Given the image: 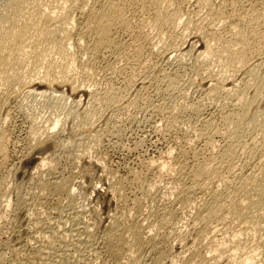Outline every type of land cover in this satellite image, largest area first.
<instances>
[{"label":"bare ground","instance_id":"1","mask_svg":"<svg viewBox=\"0 0 264 264\" xmlns=\"http://www.w3.org/2000/svg\"><path fill=\"white\" fill-rule=\"evenodd\" d=\"M186 1L190 2L191 0H0V100L2 102V104L0 103L1 106L4 104L6 105V103L7 102L9 103V101H11V100H13V101L15 99L18 100V98H21L20 96L25 95L28 97L30 96V98L31 97H37V98L39 97V99L41 98V100L37 99V101L35 99V102L40 101L42 103V107L45 106V110H46L47 106H49V107L55 106L52 103L55 99L58 98V99H61L62 101L67 99L68 95L66 94V92L69 93V96L72 97L73 99H74V97H76V98L81 97L82 98L83 95L88 94V96H90L92 99L95 100L96 99L95 96H97V95H95L96 93L94 94L93 91H90L91 89L89 90V86L87 83V82H89V84H90L89 79H91L93 75L95 76V73H94L95 68H96V67H94L95 59L96 58L98 59V56H103V57L104 56L105 57L106 56H112L113 57L115 55H118V53H120L125 46L126 38H128V40L130 39V42H131L130 45L133 44L137 38H141V39L143 38L144 39V38L148 37L147 41H146V42H148V40H149L148 35L150 34L152 36L153 34H151V32H149V34L147 35V33H145V31H144V29L146 27H148V29H147L148 31H150V30H154V32L156 31L155 33H156L157 37H155V38L157 40H158V37H159L160 41L164 40V35H167V33H165V31H166V32L170 33L171 35L181 37V39H183L186 44L188 43L187 44L188 47L183 48L184 46H181L180 43L176 41L177 43H179L180 47H179L178 51L176 50L178 52L177 54L174 51V53L176 55H175V57H173V59H176L180 63L183 59H186L185 58L186 56L188 57V55L194 54L193 55L194 59L192 60V64H191L192 65V71L194 69L193 73L195 72L193 75L194 79H195V74H200V75L202 74L203 75V73H204L205 75H207L204 77V79L205 78L208 79L205 82L206 83L205 85L207 86V91H208V93H207L206 90H204V92L207 93L206 94L207 96H205V97L208 98V100L210 99V102L213 101V103L216 100L218 102V100L220 98H222L224 101H226L225 103L224 102L223 103L227 104L229 106V108L227 107L228 109H226V110L222 109V111L220 113L221 122L220 121L218 122V124L220 123V126H215V127L212 126V124L216 123L215 121L217 120V118H215L216 120L214 119L215 120L214 122L205 121L204 124L201 125L202 127H200V129H199L200 130L199 133L202 136L203 135L205 136L209 133L206 136V144L203 143L204 146L206 145V148H207L206 150L209 149L208 152L210 151V153H209L210 155L208 154L209 156H207L205 154L207 157H205V158L202 157L203 159H201V158L198 159V156L196 154H191L192 153L191 152L190 153L191 156H193V155H195L194 157L197 156L196 159L194 157H192L193 159H195L194 162L188 165L182 161V164L178 163L179 165H177V166L175 165L176 167L174 166V164L172 166L168 163L169 160L172 159L174 156L172 158L168 157V158H166V159H169V160H167L168 162L166 161L167 163L161 161V164L159 165L160 168H158V169H160L159 170L160 173L157 171L160 175V179L165 180V185H164L165 188H163V190L164 191L166 190V191L162 192V195H163V193H165L166 195L165 196L163 195V196L166 198H167V195L173 196L175 198V202H179L180 203L179 205H181V211H182L181 215L184 216L185 218H186L185 215H187V218L189 216L190 220L194 226L192 229L193 232H191L192 230L191 231L189 230V233L190 232L193 233V236L191 235V233L189 234L192 236V238H187L189 235L186 236L187 232H185V231H184V234L183 233L180 234V236H179L180 241H178V242H180V243L183 242L182 246H181L182 248L179 246L180 243H179V245L177 244L179 246L178 249L174 246L176 248V250H174L173 249L174 247L171 246V241H172L173 236H175L174 233L176 231L175 229L177 228V227H175V226H177L176 222L180 218V217L178 218V216L176 214L177 212L173 207H171V206L170 207H163L167 204L166 203L163 206L161 205L162 208L160 207V209L159 208H157V209L152 208L153 210L151 211V214H149V218L151 217V219H149L147 222H146L147 219L146 220L143 219V215L139 213L140 215H138L136 217L138 218L139 216H142V218L141 217L140 218L143 219L144 222L143 221L142 222L144 224L137 219L132 220V221H126L127 219H125V216L127 214H130L131 212L127 213V211H125L127 209V207L125 206V204L123 202V200H125V199H123V198H125V195H124L125 192H124V190H123L124 188H123L122 192H124V193H122L119 186H117V188H115V189L113 188L115 191L113 190L114 192L113 193L111 192V194H114L115 192L116 193L114 195L110 196V198H108V201L110 199L111 202L114 200L115 204L117 203L115 205L116 206L115 210L113 212H111V210H113V208H112L110 210L111 213L109 212V214L107 213L106 215H104L105 214V212H104L103 216H105V217H103L102 221H98L97 224H95L96 221L94 222V219L92 220L94 222L93 224L88 222V220L85 219L88 207L86 206L87 208L85 209V205L82 206V205H80L82 203L79 204V202L77 203L75 201V196L77 193L76 188L79 187V186L76 187L75 184L73 183L75 178L72 181L71 178L68 177L70 175L63 176L62 175L63 172H61V175L59 172L58 173L59 176H58V174L55 175L56 174L55 169H56V166H58V163L56 161H58V160H56L55 157L49 156L47 158H45V157L40 158L38 161V165L36 163V165H37L36 167L38 168V174H36V175L38 176V178H37L36 182L33 183L34 186L32 185L31 187L36 188L38 190V192L34 191L36 189L32 190L31 192L29 191L31 194V200H32V197H33L34 201L35 200L37 201V199L39 201L40 198H41L40 201L43 198L45 200H47L46 198H48L49 195L52 197L53 194H57V195H63L65 197L64 199H66L67 201L63 199L64 202L66 201V204L62 205L61 203L63 201L60 202V200H57L59 198L56 197V199H55L56 201H54V200H53V202L51 201V204L45 210L46 213L43 212L45 214L44 216H41V214L39 216L38 210H37V213L36 212L30 213V211L32 212V210H30L29 212L27 210L26 212H28L29 214L26 215L25 220L22 222H19V224L16 226V224H15L16 223V217L20 212L22 213V211H23V208L21 205H22V203H23L22 201H24V199H23L22 194H21L22 193L21 192V188H22L21 186H23V185H16L15 186V188L18 192V197L15 196L16 197L15 199L18 202L16 203L17 205H13V206H18V205H20V206H18L16 208L17 214L14 213L15 210L13 212L14 207L12 206L13 207L12 212L14 214L12 213V216H10L11 218H9L10 221L8 220L9 221L8 224L11 223L10 225L14 226V228L13 227H11V228H13V232L16 234L17 239H18V242L16 244L13 243L14 245L12 246V250L16 251L21 247H23V248L29 247L31 249V252L27 256H25V263L24 264H26V263L27 264H89V260H90L91 256L96 255V257H98V255H97V253L99 252L98 246L101 243H103L104 247L108 251L113 252V254L116 255L117 257L125 258L127 260V262H125V264H165V261H166V263L168 262L167 264H178V263L179 264H264V0H216L217 4L215 3V0H194V5H192V6H195V8L193 7L194 13L193 12H192V14L189 13L188 16L186 15L187 18H185L183 20L182 14H181V6L183 5L182 3H185ZM133 6H137V8L139 10L138 11L139 21L137 22V24H135L136 25L135 28L133 27V25L131 23L132 21L135 22V20H132L133 16L131 13ZM134 8L136 9V7H134ZM134 14L136 15V12ZM136 18H137V16L135 17V19ZM175 31H177V33H175ZM168 37H169V35H168ZM156 39L154 40V42L156 41ZM178 39L179 38H177V40ZM165 40H164V42H165L164 44H165V46H167ZM143 41H145V40H143ZM158 41H157V44H156V42L155 43L152 42V43L158 45ZM172 41H174V40H172ZM179 41H181V40H179ZM176 42H175V44H176ZM162 43H163V41H162ZM175 44H174V46H175ZM140 45H141V43H140ZM162 45L163 44H161V46ZM127 46H129V45H127ZM142 46H141V48H142ZM170 47H169V49H170ZM141 48L139 46L135 47V52L133 54V56L135 57L134 60L138 59L137 57H139L140 53L143 52V50H140ZM155 48H157V47H155ZM143 49H144V47H143ZM131 50H130V52H131ZM126 51H127V48H126ZM126 51H124V52H126ZM159 51H160V49H159ZM165 52H166V50H165ZM170 52H172V54L169 53L170 54L169 55L167 53L168 57H166V59L164 61H166L167 58L168 59L171 58L170 56L174 54L173 51H170ZM160 53H162V52H160ZM131 55L132 54H130L129 56H131ZM121 56L123 57V53ZM193 56H192V58H193ZM173 59L171 61H173ZM131 60H132V58H131ZM116 61L117 60H115V62ZM142 61H143V59H142ZM150 61H148V62H150ZM124 63H125V61H124ZM134 64H135V62H134ZM140 64H142V63H140ZM180 64H182V63H180ZM180 64H178V65L180 66ZM149 67H151V66L149 65ZM128 68H130V66ZM184 68L186 69V65L184 66ZM190 68H191V66H190ZM135 69H136V67H135ZM133 70H134V65L132 68H130V70H128V72L129 71H132L134 73L137 72V71L135 72ZM154 71H157V70H154ZM159 71H161V70H159ZM163 71L166 72V69ZM165 72H162V73L164 74ZM184 72H185V70H184ZM189 72L190 71L188 69V73ZM177 73H178L177 70H176V73L173 72V74H177ZM96 74H97V71H96ZM160 74H161V72H160ZM167 75H169V74L168 73L165 74L163 79H161V77H162L161 75H159V76H161L160 78L158 77L159 79L163 80L162 83H163V86H165L164 88H166V91H167V89H171V88H174V90H175V88L178 87L177 85H178L179 80H180L179 78L184 79L183 75H185V73L182 75L183 77H180L181 74H179L178 76L175 75L174 77H171L170 75L167 76ZM132 76L134 77V80H135V76L133 75V73H132ZM136 76H137V74H136ZM196 76H198V75H196ZM129 77H131V76H129ZM129 77H127V79ZM145 78H146V76H145ZM159 79H158V82H159ZM123 80H124V78H123ZM155 80H157V78ZM198 80L201 81V79H198ZM92 81H93V79H92ZM127 81L128 82L130 81V83L133 82L129 79ZM143 81L146 82L144 79H143ZM195 81L196 80H194V82ZM139 82H138V84H139ZM180 82H181V80H180ZM109 83H111V82L109 81ZM141 83H142V81H141ZM159 83L161 84V81ZM127 84L128 83L126 82V85ZM199 84H201V83L199 82ZM203 84H204V81H203ZM203 84H201V85L204 86ZM91 85H93V84H91ZM105 85L107 86L108 84H105ZM201 85H200V87H201ZM111 86L112 85H110V87H109L110 89L105 90L106 92L104 91V88H103V92H105V93H103L104 94L103 96H99L100 101H99V104L98 103L97 104L102 106V107L112 105V106H114V109H115V106L120 104L119 98L122 99L123 95L120 97V94H121L120 91L122 90V88H120L121 90L119 91L118 86H116V87H118L117 88L118 90L115 89V86H113L114 88H112ZM128 86H129V84L126 87H128ZM107 87L105 89H107ZM156 87H158V86H156ZM142 88H143V86H142ZM159 88H161V87L159 86ZM131 89H132V87L130 88V90ZM136 90H138V88ZM171 90L174 91L173 89H171ZM168 91L166 92V94L168 93ZM179 91L181 92V90H179ZM56 92H59L58 93L59 95L57 94L58 95L57 98L54 99L53 96L54 97L56 96V94H55ZM95 92H96V90H95ZM98 92H99V90H98ZM129 92L130 91H128V94H129ZM162 92H163V89H162ZM134 94H135V92H134ZM124 95H126V94H124ZM86 98H87V96H86ZM89 98L87 100L88 102L90 101ZM124 98H127V97H124ZM164 98H166V97L164 96ZM206 98H205V101L207 100ZM67 100H69V99H67ZM133 100H135V97ZM208 100L206 102H208ZM223 100H221V101H223ZM19 101H21V100H19ZM121 101L123 102V100H121ZM128 101H130V100L128 99ZM80 102H82V101L76 100V99L74 100V103L76 104V106ZM94 102H97V101H94ZM94 102L92 101V103H94ZM117 102L119 104H117ZM202 102H204V101H202ZM132 103H130V104H132ZM173 103L174 102L172 101V104ZM197 103H200V101H198ZM35 104H37V103H35ZM75 104L73 106H75ZM88 104L91 105L90 103H88ZM123 104H127V101L124 102ZM134 104H135V102H134ZM206 104H208V103H206ZM224 104H223V106H224ZM31 105L32 104H30V106ZM63 105L67 106L66 103L65 104L63 103ZM63 105H62V107H63ZM173 105H175V104H173ZM173 105H172V107H174ZM205 105L203 104V107ZM216 105H213V106H216ZM227 105H225V107H222V108H226ZM19 106H21V104ZM35 106L37 107L38 105H35ZM66 106H64L65 107L64 110L62 108L63 111L59 107H58V109H60L61 112L64 113V111L67 110ZM84 106H86V104ZM84 106L82 108H84ZM188 106H189V104H188ZM193 106H194V104H192V107ZM219 106H221V104ZM22 107H23V105L20 108H22ZM32 107H34V106L32 105L31 108ZM53 107L50 109L55 111L56 108L54 110ZM120 107L122 108V106H120ZM120 107L117 106L116 108L120 109ZM123 107H124V105H123ZM175 107L177 110L178 106H175ZM68 108H69V106H68ZM74 108L72 107V109H70L68 111V114L70 116L71 115L76 116V114H78L77 110H74ZM77 108H78V106L76 107V109ZM99 108H101V107H99ZM109 108H106V109H109ZM155 108H157V107H155ZM217 108H218V106H217ZM36 109H38V108H36ZM58 109H57V111H58ZM85 109H86V107H85ZM103 109L105 110L104 107H103ZM164 109H166V108H164ZM178 109H180V107ZM183 109H185V111H186V109H188V108H183ZM220 109H221V107H220ZM40 110H41V108H40ZM40 110H38V111H40ZM109 110H108V113H109ZM173 110H174V108H173ZM176 110H174V111H176ZM191 110H193V108ZM194 110L196 112H194V111H192V112L200 113L201 112V106H196L194 108ZM27 111H26V113H31L29 109ZM98 111L99 110H98L97 106H95V109H93V108L88 109V110L86 109L84 111L85 112L84 114H86V117L87 116L91 117V116H94L95 114H97ZM40 112H42V110ZM48 112H49V110H48ZM50 112L48 114L53 115L52 112L51 113ZM65 112L67 113V111H65ZM99 112H101V111H99ZM160 112H162V111H160ZM216 112H218V111H216ZM53 113H55V112H53ZM102 113H101V115L105 114V112L103 114ZM164 113H166V112H164ZM172 113H173V111H172ZM32 114H30V115L33 116ZM39 114H41V113H38V115ZM26 115L28 117H30V115H28V114H26ZM34 115H37V112H36V114L34 113ZM38 115H37V118H39ZM60 115H61V113H60ZM62 115H61V119H59V117L58 118L52 117L53 119L51 118L48 126H47V123H48L47 121L45 123H43L46 126L45 125L41 126L42 125L41 124L40 127L43 128L42 131H40V128L37 125H36V127H38V128H36V127L34 129L32 128L33 131H31V133H30V134H32V139H30V140L34 141L33 143L35 144V146L36 145L39 146V144L44 143L43 141H47L49 139L51 141L52 137L57 132L55 129L59 125L62 126L63 121H65L64 116H63L64 119L62 120ZM165 115H168V114H165ZM197 115L199 116V114H197ZM220 115H217V116H220ZM78 116L80 117V115H78ZM81 116H83V115H81ZM98 116H99V113H98ZM49 117H51V116L49 115L48 118ZM95 117H97V116H95ZM114 117L115 116H113V118ZM6 118H7V116H6ZM84 118H85V116H84ZM171 118H172V116H171ZM179 118L180 117H178V119ZM3 119H5V114H4ZM77 119L80 120V119H82V117H80V119L77 117ZM88 119H86V120H88ZM190 119H191V117H190ZM198 119H200V117ZM35 120L38 121V119H35ZM75 120H76V118H75ZM86 120H84V122ZM90 120L92 121V119H90ZM90 120H88V121L91 122ZM101 120L103 121V118ZM202 120H201V122H202ZM77 121H76V123H77ZM189 121L187 123H189ZM78 122H80V121H78ZM94 122H92V123L95 125L96 122L95 123ZM171 122H173V121H171ZM175 122H177L176 119H175ZM211 122H212V124H211ZM28 123H29V121H28ZM64 123H66V122H64ZM68 123H69V121H68ZM158 123H159V121H158ZM74 124H75V122H74ZM82 124H83V122H81V125ZM86 124H87V121H86ZM93 124H91V127H93ZM106 124H108V122ZM193 124L194 123H192V125ZM190 125H191V123H190ZM195 126H200V125H195ZM63 127H64V124H63ZM74 127H75V125H74ZM65 128H63V130ZM85 128H86V125H85ZM99 128L97 127V129H99ZM169 128H170V126H169ZM193 128H192V130L195 129V128L194 129ZM83 129L81 130V128L80 129L78 128L77 130L81 131V132L75 131L72 134V136L70 138V139H72V142L68 139L69 136L67 138L68 140L64 141V143L67 141H70V142H68V143H70V145L72 143V145L71 146L68 145L69 147L67 148L70 153H71L72 149H71V151L69 149L74 147V145L79 142L77 137H79V136L81 137L80 134H83L82 136L84 137L85 132H87V133L91 132V131L88 132L89 129H87L88 131L83 130ZM59 131L61 132V130H59ZM106 131H104V133ZM198 131H195V133L196 132L198 133ZM1 132H0V153L5 156L6 155L5 150H7V149H5L6 148V140L8 142V139H7L8 137L7 138L5 137L7 135L6 133H4V134H6V135H4ZM94 133H96V132H94ZM94 133H92L93 135L91 134V136H94ZM190 133H191V131H190ZM100 134H101V132H100ZM100 134L98 133V136ZM102 134H103V131H102ZM87 135L90 136L89 134H86V136ZM101 135L99 136L100 138H101ZM57 137H58V135L56 136V139H57ZM94 137H96V136H94ZM94 137H92V139H90V140L92 141L94 139ZM194 137H196V136H194ZM197 137L200 140L198 134H197ZM215 137H219V139L221 140L220 143L217 142L219 139L216 141L214 140ZM96 138L98 139V137H96ZM96 138L94 140L99 141ZM86 139H89V137H87ZM203 140H205V139H202V141ZM32 141H30V142H32ZM53 141H51V143ZM82 141H84V140H82ZM195 141H196V139H195ZM41 142H43V143H41ZM62 143H60V144H62ZM64 143H63V145H64ZM86 143H89V142H86ZM91 143H93V142H91ZM34 144H32V146ZM81 144H82V142H81ZM94 144H91V145H94ZM83 145H84V143H83ZM88 145H90V144H88ZM51 146H52V144H51ZM64 146H66V145H64ZM76 146H78V145L76 144ZM56 147H57V144H56ZM80 147H82V146H80ZM92 147H94V146H91V148ZM31 148L33 149V147H31ZM60 148L58 147V149H60ZM62 148H64V147H62ZM62 148L60 149V151L62 150ZM83 148H85L86 150L91 149V148L87 149V146H85V147L83 146ZM198 148H200V147H198ZM65 149H66V147H65ZM77 149H79V147ZM82 150H84V149H82ZM86 150H84V151L86 152ZM194 150H196V149H194ZM84 151H81V152L85 153ZM182 151L183 150L181 149V152ZM54 152H56V151H54ZM66 152H67V150H66ZM66 152H65V154H66ZM81 152L79 153L80 157H81V155H80ZM75 153H73V154H75ZM183 153H185V151L182 152V155H183ZM241 153H242V155H243V153L244 154L246 153V154L250 155L253 159L255 158V161H254L250 157V159H251L250 162H252V160L254 161L253 167H250L252 169L249 168L246 170V168L244 167V164H242V162H243L242 160L244 158L241 159V157H242ZM56 155L58 156V154H56ZM76 155H77V153H76ZM166 155L169 156V154H166ZM198 155H200V154H198ZM53 156H55V155H53ZM59 156L61 157V155H59ZM83 156H85V154H83ZM202 156H204V155H202ZM239 156H241L239 158V160L241 159L240 165H238V163H237V159ZM0 157H1V155H0ZM87 157H84L83 159H85ZM4 158L2 160H4ZM246 158H247V156H246ZM57 159H59V157H57ZM160 160H162V159L160 158ZM157 161L159 162V159ZM157 161H156V163H157ZM163 161H165V160H163ZM170 161H172V160H170ZM186 161H187V159H186ZM77 163L78 162H76V164ZM156 163L154 162V164H156ZM246 164H248V163H246ZM157 165H158V163H157ZM148 166H150V165H148ZM153 166L155 167V165H153ZM56 170L58 171V169H56ZM44 173L47 176L45 178L43 175ZM158 173H157V175H158ZM112 174L113 173H111L110 176ZM7 175H8V173H7ZM32 175H34V174H32ZM84 175H86V173ZM134 175H132V178ZM157 175L155 174L156 178H157ZM7 177H9V176H7ZM107 177H108V172H107ZM0 178H2V177H0ZM30 178H28V179H30ZM104 178H106V177H104ZM113 178H115V177H113ZM117 179L120 182L121 178L120 179L117 178ZM134 179H135L134 182H136L137 176ZM123 180L125 181V179H123ZM140 180H142V179H140ZM144 180H145V178H144ZM157 180H155V181H157ZM2 181H5V180L2 178ZM2 181H0L1 182L0 183L1 184L0 185V190H1L0 193L3 191L2 196L5 198V200L1 201L2 196L0 195L1 196L0 202H1V204H4V203H2L4 201L8 202V203H5L7 210L4 209L5 211H7L6 213L8 214L9 212H11L8 209V207L10 208L11 205L9 204L10 202L8 201V198H7V195L9 193L6 195H5V193L8 192L9 187L4 189L5 187H3V185L5 184V182H2ZM108 181L110 182V179ZM132 181L133 180H131V182ZM155 181H151V182L154 183ZM122 182L123 181L121 180V184H122ZM126 182L129 183V180L128 181L126 180ZM144 182L145 181H143V183ZM17 183H15V184H17ZM30 183H32V182H30ZM75 183H77V182H75ZM148 183L146 184V182H145V184L147 185L146 188H144V189L139 188V191H141V189H142V190H144V192L146 194V191H148L147 188L149 186ZM153 183H152V185H156ZM156 183L158 184L159 181ZM13 184H14V182H13ZM19 184H20V182H19ZM27 184H29V183L27 182ZM130 184H132V183H130ZM139 184H141L140 181L138 182V185ZM29 185H31V184H29ZM96 186H98V185H96ZM109 186H111V185H109ZM135 186H137V184H135ZM29 187H28V190L31 188V187L30 188ZM123 187H124V184H123ZM139 187H140V185H139ZM141 187H142V184H141ZM153 187H155V186H152V188L149 187L150 190L153 189ZM23 188H24V186H23ZM108 188L112 189V186L108 187ZM10 189H11V187H10ZM78 189L80 190V188H78ZM94 189H95V191H98L96 188H94ZM101 190H102V188H101ZM106 190H109V189H106ZM155 190H158V189H155ZM163 190H161V191H163ZM23 191L27 192V191H25V189ZM81 191H83V190H81ZM125 191H127V190H125ZM161 191L158 190L157 193H159ZM9 192H10V190H9ZM155 192L156 191H154V195L157 194V193L155 194ZM16 193H15V195H16ZM148 193H147V195H148ZM103 194H105V193H103ZM141 194L142 193H140L139 197H141ZM150 194H152V193H150ZM159 194H161V193H159ZM205 196H206V198L209 196V198L207 200L205 198V200H204L203 198ZM24 197H25V195H24ZM58 197H60V196H58ZM131 198L132 197H130V199ZM135 198H136V195H135ZM147 198H150V197H147ZM170 198H172V197H170ZM174 198H172L173 199L172 201H174ZM139 199L140 198H138L136 200H139ZM153 199H154V197H153ZM156 199L158 200V198H155V202H157ZM50 200H52V199H50ZM104 200H105V198H104ZM160 200H161V198H160ZM42 201H44V200H42ZM105 201H107V200H105ZM129 201L131 202V200H129ZM150 201H151V199H150ZM132 202L134 203V200H132ZM158 202L160 203V201H158ZM171 202H169V203H171ZM26 203L27 202H25V204ZM105 203H107V202H105ZM6 204L9 206H7ZM36 204H37V202H36ZM36 204H33V207H34V205L36 206ZM139 205H140V203H139ZM139 205H137L138 208L142 207ZM149 205L150 204H148V206ZM154 205H155L154 207H156V204H154ZM175 205H176V203L174 204V206ZM29 206L30 205H28V207ZM39 207H40V205H39ZM130 208L131 207H129V205H128L129 211H130ZM132 208H133V205H132ZM134 208H135V205H134ZM146 208H147V205H146ZM148 209H150V208H148ZM178 209H180V206ZM4 210L2 209V211H4ZM24 210H25V207H24ZM39 210H42V208L41 209L39 208ZM145 211H147V210H145ZM90 212H91V209H90ZM136 212H137V210H136ZM21 213H20V215H21ZM96 213H97V211H96ZM141 213H143V212H141ZM22 214H24V213H22ZM144 214H146V213H144ZM2 215H0V219L2 218ZM20 215H18V216H20ZM91 215H92V213H91ZM96 215L97 214H94L95 217H96ZM98 215H99V213H98ZM178 215H180V214H178ZM132 216H131V219L133 218ZM101 217L98 216V218H100V220H101ZM147 217H148V215H147ZM7 218H5V219H7ZM91 218L92 217H90V221H91ZM22 219H24V218H22ZM182 220H183V218L181 219V221ZM181 221L179 220V223ZM183 221H185V219ZM2 222L4 223V220ZM17 223H18V220H17ZM186 223H188V221ZM5 224H7V223H5ZM187 226L189 229V225H187ZM183 227L184 226L182 225V228ZM10 231H12V230H10ZM8 236H7V238H8ZM5 239H6V237H5ZM7 243H8V241H7ZM174 243L176 244V241ZM145 245L148 246V248L146 250L149 249L150 251H148V252H151V256L148 258H144V256H143V248H145L144 247ZM160 245L161 246L163 245L162 246L163 249H162V247H160ZM172 245H173V243H172ZM7 246H8V244H7ZM102 249H104V248H102ZM7 250L8 249H6V251ZM144 251H145V249H144ZM26 252H28V250ZM21 253H20V255H21ZM106 253H108V252H106ZM0 254H2V253H0ZM5 255L6 254H4V252H3V256H5ZM145 255H146V253H145ZM108 257H109V255H108ZM6 260H8V259H6ZM111 262H112V260H111ZM114 262H116V260ZM116 263L118 264V262H116ZM11 264H23V263H22V260H18L14 263L11 262Z\"/></svg>","mask_w":264,"mask_h":264},{"label":"rangeland","instance_id":"2","mask_svg":"<svg viewBox=\"0 0 264 264\" xmlns=\"http://www.w3.org/2000/svg\"><path fill=\"white\" fill-rule=\"evenodd\" d=\"M192 2V3H191ZM189 3V4H188ZM215 3L217 4V1L215 0ZM183 5V7L181 6V14H182V19L184 20L185 18H187V16L189 15V13H191L192 14V12H193V10H194V8H195V6H192V5H194V0H191L190 2H185V3H182ZM191 4V5H190ZM187 6V7H186ZM134 7H136V9L134 8ZM189 7V8H188ZM191 7V8H190ZM194 7V8H193ZM184 8V9H183ZM186 8V9H185ZM183 10V11H182ZM135 13L136 12V15L133 13V12ZM138 8H137V6H133V8H132V10H131V13H132V20H135V22L134 21H132L131 23H132V25H133V27L135 28L136 27V25L135 24H137V22L139 21V16H138ZM187 11V12H186ZM190 11V12H189ZM187 13V14H186ZM194 13V12H193ZM134 14V15H133ZM186 17H185V16ZM137 16V18L135 19V17ZM147 17V16H146ZM148 29V27H146L145 29H144V31H145V33H147V35L149 34V32H151V34H153L152 36L149 34L148 36H149V40H148V42H146L147 41V38L148 37H146V38H137L135 41H134V43L133 44H131L130 45V39L128 40V38H126V41H125V46H124V48H123V50L124 51H126V48H127V51L130 53V54H132L131 56H129L130 54L126 51V52H124L123 50L120 52V53H118V55L120 56H118V55H115V56H98V59L96 58L95 59V61H94V63H95V65H94V67H96L95 68V71H94V73H95V78L92 76V78L91 79H89L90 80V84H89V82H87L88 83V86H89V90L90 91H93V93L95 94V95H97V96H95L96 97V99L94 100V99H92L90 96H88V94H85V95H83L82 96V98L81 97H74V99L72 98V97H70L69 96V93H67L66 92V94L68 95V97H67V99H69V100H67V99H65V100H61V99H58L57 98V96L59 95L58 93L59 92H56L55 94H56V96L54 97L53 96V98L55 99V98H57V99H55L52 103L56 106H52L53 107V109L55 110V108H56V110L55 111H53L52 109H50V108H52V107H49V106H47V108H46V110H45V106L44 107H42V103L40 102V101H38V102H35V99H36V101H37V99L38 100H41V98L39 99V97L37 98V97H31L30 98V96L28 97V96H20L21 98H18V100L17 99H15L14 101L13 100H11V101H9V103L7 102L6 103V105L4 104V105H0L1 107H0V130L2 131H0L1 133H6V134H4V135H6L5 137L8 139V142H7V140H6V148L5 149H7V150H5V156L4 155H2L1 153H0V155H1V157H0V177H2L5 181H2V178H0L1 180L0 181H2V182H5V186L3 185V187H5L4 189H6V188H8V192L7 193H5V195L6 194H8L7 195V198H8V201L10 202L9 204L11 205V207L9 208L8 207V209H9V211H11V212H9L8 214L6 213L7 211H5V210H7V207L5 206V203H8L7 201L5 202H2V203H4V204H1V202H0V215H2V218L0 219V253H2V254H0V264H11V262L12 263H14V262H16V261H18V260H22V263L24 264L25 263V256H27L30 252H31V249L29 248V247H27V248H23V247H21V248H19L18 250H16V251H13L12 250V246L14 245V244H16L17 242H18V239H17V236H16V234L13 232V228H14V226H12V225H10L11 223H9L8 224V222L10 221L9 220V218H11L10 216H12V213L14 212V210H15V212L14 213H16L17 214V212H16V208L18 207V206H20V205H18V206H13V205H17L16 203L18 202L15 198L16 197H18V192H17V190H16V188H15V186L16 185H23L24 186V188H23V186H21L22 188H21V194H22V197H23V199H24V201H22L23 203H22V208H23V211H22V213H24V214H22L21 212V215H20V213L18 214V215H20V216H18L17 215V217H16V226L19 224V222H22V221H24L25 220V218H26V215L27 214H29L28 212L30 211V210H32V212L30 211V213H37V210H38V214H39V216H40V214H41V216H44L45 214L44 213H46V209H47V207H49V205L51 204V201L53 202V200L54 201H56L55 199H56V197L57 198H59V199H57V200H60V202H62L63 201V199L65 198L63 195H57V194H53L52 195V197L49 195L48 196V198H46L47 200H45L44 198L42 199V200H44V201H40V199H39V201H38V199H37V201L35 200L34 201V199H33V197H32V200H31V194H30V192L32 191V190H34V189H36V188H34V187H31L32 185L34 186V184L33 183H35L36 182V180H37V178H38V176L36 175V174H38V168L36 167L37 165H38V161H39V159L40 158H42V157H45V158H47V157H49V156H52V157H55V159L56 160H58V161H56L57 163H58V166H56V169H58V171L55 169V172H56V174L55 175H57L59 172H60V175H61V172H63L62 173V175L63 176H66V175H70V176H68V177H70L71 178V180L73 181V179H74V181H73V183L75 184V186L77 187V186H79V187H77L76 189H77V193H76V196H75V201L78 203L79 202V204L80 203H82V204H80V205H85V209L87 208L88 210H87V212H86V217H85V219L86 220H88V222H90V223H94L95 221V224H97V222L98 221H102V219H103V217H105V216H103V214H104V212H105V214L104 215H106L107 213L109 214V212H110V210L113 208V210H111V212H113L114 210H115V208H116V204H115V202H114V200L111 202L110 201V199H109V201H108V198H110V196H112V195H114V194H111V192L113 193L115 190V188H117V186H119V188H120V190H121V192L124 190V192H122V193H124V195H125V198H123V199H125V200H123V202H124V204H125V206L127 207V209L125 210V211H127V213H130V214H127L126 216H125V219H127L126 221H132V220H135V219H137V220H139V221H143V219H147L146 220V222L149 220V219H151V217L149 218V214H151V211L153 210V209H157V208H159L160 209V207L162 208V206L163 205H165L166 203V205L165 206H163V207H173L175 210H176V214H177V216H178V218L180 217H182L183 218V220L185 219V221H181V219L179 218V220L181 221L180 223H179V220H177V222H176V224H177V226H175V227H177L175 230V236H173V238H172V241H171V246L172 247H176L177 249L179 248V246L181 247L182 246V243L183 242H178V241H180L179 240V236H180V234H184V231L185 232H187V234H186V236L187 235H189L191 232H193V224H192V222H191V220H190V217L188 216V218H187V215H185L186 216V218L184 217V216H182L181 214H182V211H181V205H179L180 203L179 202H175V198L173 197V196H170V197H172V198H174V201H172L173 199L172 198H170L168 195H167V198L166 197H164L166 194L165 193H163V195H162V192H165L164 190H163V188H165V180L164 179H160V175H159V170L160 169H158V168H160L159 167V165L161 164V161L162 162H166L167 160H169V159H166V158H172L173 156V158L172 159H170V160H172V161H170L169 160V164L170 165H172L173 166V164H174V166L176 165H179V164H182V161L185 163V164H191V163H193L194 162V160L196 159V157L198 156V159H203V158H205V157H207V156H209L210 154V151L208 152V150H206L207 148H206V145L204 146V144L203 143H205L206 144V136L209 134H207V135H200V127H202L201 125H203L204 124V122L205 121H212V122H214L216 119L215 118H217V120L215 121L216 123H214V124H212V122H211V124H212V126H220V123L218 124V122L220 121L221 122V115H220V113H221V111H222V109H224V110H226V109H228L229 108V106L227 105V104H224L226 101H224L222 98H220L219 100H218V102H217V100L216 101H214V103H213V101L212 102H210V99L208 100V98H206L205 96H207L206 94L208 93V91H207V86L205 85L206 83V81L208 80V79H204V77L205 76H207V75H205L204 73H203V75L201 74H195V79H194V73H193V71H194V69H193V71H192V60L194 59V54H190V55H188V57L186 56L185 58L187 59H183L180 63H182V64H180L179 63V61H177L176 59H173V57H175V55L178 53L177 51H178V49H179V47H180V45L181 46H184L183 48H187L188 47V43L186 44L185 42H184V40L183 39H181V37H177V36H175V35H171L170 33H168V32H166L165 31V33H167V35H164V40L166 41V45L167 46H165V42H164V40H162L163 41V43H162V41H160V39H159V37H158V40L155 38V37H157L156 36V31L154 32V30H150V31H148L147 30ZM179 30V29H178ZM177 30V31H178ZM147 31V32H146ZM177 31H175V33H177ZM179 32V31H178ZM168 35H169V37H168ZM172 37H171V36ZM154 36V37H153ZM151 37V38H150ZM153 38V39H152ZM170 38V39H169ZM172 38V39H171ZM174 38V39H173ZM177 38H179L178 40H177ZM139 39V40H138ZM152 39V40H151ZM156 39V44H157V41H158V45H156V44H154L155 42H154V40ZM141 40V41H140ZM143 40H145V41H143ZM172 40H174L175 42L177 41V42H179L180 43V45H179V43H177L176 42V44H175V42L174 41H172ZM179 40H181V41H179ZM129 41V42H128ZM133 41V40H132ZM140 41V42H139ZM136 42V43H135ZM144 44H143V43ZM146 42V43H145ZM152 42H154V43H152ZM127 43V44H126ZM140 43H141V45H140ZM148 43V44H147ZM152 43V44H151ZM163 44L162 46H161V44ZM171 43V44H170ZM137 44V45H136ZM170 44V45H169ZM174 44H175V46L177 47H175L174 46ZM183 44V45H182ZM127 45H129V46H127ZM140 47L141 48V46H142V48L140 49V50H143V52L142 53H140V55H139V57H137L138 59H135L134 60V56H133V54H134V52H135V47ZM148 45V46H147ZM160 45V46H159ZM178 45V46H177ZM187 45V46H186ZM147 46V47H146ZM171 46V47H170ZM143 47H144V49H143ZM152 47V48H151ZM155 47H157V48H155ZM169 47H170V49H169ZM149 50H148V49ZM175 50H174V49ZM132 49V50H131ZM159 49H160V51H159ZM163 51H162V50ZM130 50H131V52H130ZM165 50H166V52H165ZM177 50V51H176ZM170 51H173V53H174V51L176 52V54L174 53L173 55H171L170 57L173 59V61H171L172 59L171 58H167V60L166 61H164L165 59H166V57H168L167 55L170 53V54H172V52H170ZM160 52H162V53H160ZM166 54H165V53ZM122 53H123V57L121 56L122 55ZM145 55H144V54ZM168 53V54H167ZM169 54V55H170ZM125 55V56H124ZM142 55V56H141ZM165 55V56H164ZM133 56V57H132ZM141 56V57H140ZM152 56V57H151ZM157 56V57H156ZM191 56V57H190ZM192 56H193V58H192ZM100 57V58H99ZM111 57V58H110ZM122 57V58H121ZM128 57V58H127ZM127 58V59H126ZM131 58H132V60H131ZM153 60H152V59ZM158 58V59H157ZM190 60H189V59ZM192 58V59H191ZM110 59V60H109ZM142 59H143V61H142ZM113 60V61H112ZM115 60H117L116 62H115ZM123 60V61H122ZM130 60V61H129ZM141 60V61H140ZM151 60V61H150ZM155 60V61H154ZM190 62H189V61ZM121 61V62H120ZM124 61H125V63H124ZM130 63H129V62ZM132 61V62H131ZM148 61H150V62H148ZM168 61V62H167ZM178 63H177V62ZM186 61V62H185ZM98 64H97V63ZM115 62V63H114ZM134 62H135V64H134ZM138 62V63H137ZM154 62V63H153ZM157 62V63H156ZM172 62V63H171ZM114 63V64H113ZM128 63V64H127ZM140 63H142V64H140ZM148 63V64H147ZM169 63V64H168ZM130 64V65H129ZM154 64V65H153ZM158 64V65H157ZM177 64V65H176ZM178 64H180V66L178 65ZM97 65V66H96ZM130 66V68H132L133 67V65H134V70L133 71H137L136 73H134V72H132V71H129L128 72V70H130V68H128L129 66ZM149 65L151 66V67H149ZM186 65V69L184 68V66ZM125 66V67H124ZM128 66V67H127ZM157 68H156V67ZM160 66V67H159ZM171 66V67H170ZM190 66H191V68H190ZM135 67H136V69H135ZM145 69H144V68ZM155 67V68H154ZM189 67V68H188ZM115 68V69H114ZM184 68V69H183ZM98 69V70H97ZM166 69V72L165 71H163V70H165ZM183 69V70H182ZM188 69H189V73H188ZM121 70V71H120ZM132 70V69H131ZM154 70H157V71H154ZM159 70H161V71H159ZM176 70H177V74H173V72L174 73H176ZM184 70H185V72H184ZM96 71H97V74H96ZM139 71V72H138ZM142 71V72H141ZM145 71V72H144ZM152 71V72H151ZM159 71V72H158ZM168 71V72H167ZM192 71V72H191ZM131 72V73H130ZM160 72H161V74H160ZM162 72H165L164 74L162 73ZM132 73H133V75L135 76V80H134V77L132 76ZM169 74L171 77H174L175 75H179V74H181L180 75V77H183L184 79H182V78H179L180 80H181V82H180V80H179V83H178V87L177 88H175V90H174V88H171V89H173L174 91H172L171 89H167V91L169 90H171L170 92L168 91V93L166 94V88H164L165 86H163V80H161V79H163V77L165 76V74ZM172 73V74H171ZM185 73V75L187 76H185V75H183V74ZM136 74H137V76H136ZM139 74V75H138ZM150 74V75H149ZM131 76V77H129V76ZM144 75V76H143ZM156 75V76H155ZM159 75H161V76H159ZM169 75H167V76H169ZM173 75V76H172ZM183 75V76H182ZM196 75H198V76H196ZM99 76V77H98ZM145 76H146V78H145ZM150 76V77H149ZM155 76V77H154ZM126 77V78H125ZM127 77H129L128 79L129 80H131V81H133V82H131L130 83V81L128 82L127 80ZM146 81V82H144L143 81V79ZM161 77V79H159V78ZM123 78H124V80H123ZM133 78V79H132ZM149 80H148V79ZM157 78V80H155ZM92 79H93V81H92ZM111 79V80H110ZM127 79V80H126ZM138 79V80H137ZM158 79H159V82L161 81V84L158 82ZM198 79H201V81L200 80H198ZM204 79V80H203ZM194 80H196L195 82H194ZM109 81L111 82V83H109ZM140 81V82H139ZM141 81H142V83H141ZM157 81V82H156ZM184 81V82H183ZM186 81V82H185ZM201 83V84H203V81H204V86H202L201 84H199V82ZM93 82V83H92ZM108 82V83H107ZM126 82L129 84V86L128 87H126L127 85H126ZM135 82V83H134ZM138 82H139V84H138ZM155 82V83H154ZM99 83V84H98ZM182 83V84H181ZM91 84H93V85H91ZM105 84H108L107 86L105 85ZM115 84V85H114ZM132 86H131V85ZM137 84V85H136ZM141 84V85H140ZM159 84V85H158ZM186 84V85H185ZM110 85H112L111 87L112 88H114L113 86H115V89H117L118 87H119V91L121 90L120 88H122V90L120 91L121 92V94H120V97L122 96V99L121 98H119V101H120V104L117 102V104H119V105H116L115 106V109H114V106H112V105H110V106H103L104 108H105V110L103 109V107L102 106H100V105H98L99 104V96H103L104 94L103 93H105L106 91L105 90H108V89H110L109 87H110ZM183 85V86H182ZM189 85V86H188ZM200 85H201V87H200ZM95 88H94V87ZM104 86V87H103ZM116 86H118V87H116ZM135 86V87H134ZM142 86H143V88H142ZM156 86H158V87H156ZM159 86L161 87V88H159ZM186 86V87H185ZM188 86V87H187ZM198 86V87H197ZM206 86V87H205ZM92 87V88H91ZM107 87V89H105ZM124 87V88H123ZM132 87V89L130 90V88ZM102 88V89H101ZM103 88H104V91L105 92H103ZM138 88V90H136ZM179 88V89H178ZM204 88V89H203ZM99 90V92H98V90ZM134 89V90H133ZM159 89V90H158ZM161 89V90H160ZM162 89H163V92L165 93H163L162 92ZM192 89V90H191ZM95 90H96V92H95ZM101 90V91H100ZM118 90V89H117ZM179 90H181V92L179 91ZM204 90H206V92H204ZM125 91V92H124ZM128 91H130L129 92V94H128ZM160 91V92H159ZM177 91V92H176ZM134 92H135V94H134ZM126 94V95H124V94ZM183 93V94H182ZM54 94V95H55ZM58 94V95H57ZM100 94V95H99ZM176 94V95H175ZM128 95V96H127ZM167 95V96H166ZM175 95V96H174ZM86 96H87V98H86ZM132 96V97H131ZM160 96V97H159ZM164 96L166 97V98H164ZM170 96V97H169ZM174 98H173V97ZM26 97V98H25ZM90 97V98H89ZM124 97H127V98H124ZM134 97H135V100H133L134 99ZM172 97V98H171ZM197 97V98H196ZM34 98V99H33ZM52 98V99H53ZM88 98H89V102L87 101L88 100ZM163 98V99H162ZM200 98V99H199ZM202 98V99H201ZM205 98L208 100V102H206L205 101ZM33 99V100H32ZM73 99V100H72ZM80 100V101H82V102H80L79 104H77V106H78V108L76 109V104L74 103V100ZM98 99V100H97ZM125 99V100H124ZM128 99L130 100V101H128ZM175 99V100H174ZM17 100V101H16ZM19 100H21V101H19ZM65 104H67V106L66 105H63V103L61 102V101ZM72 100V101H71ZM121 100H123V102L121 101ZM165 100V101H164ZM221 100H223V101H221ZM52 101V100H51ZM56 101V102H55ZM92 101L94 102V101H97V102H94V103H92ZM127 101V104H123L124 102H126ZM133 103H132V102ZM172 101L174 102L173 104H175V105H173L172 104ZM198 101H200V103H197ZM202 101H204V102H202ZM33 102V103H32ZM59 104H58V103ZM68 102V103H67ZM71 102V103H70ZM90 103L91 105H89L88 103ZM134 102H135V104H134ZM165 102V103H164ZM178 102V103H177ZM219 104H221V106H219L217 103ZM224 102V103H223ZM0 103L2 104V102H1V100H0ZM35 103H37V104H35ZM57 103V104H56ZM98 103V104H97ZM122 103V104H121ZM130 103H132V104H130ZM170 103V104H169ZM206 103H208V104H206ZM217 105H216V104ZM21 104V106L23 105V107L22 108H20L21 106H19ZM30 104H32L34 107H32L31 108V106H30ZM75 104V106H73ZM86 104V106H84ZM89 106H88V105ZM96 104V105H95ZM169 104V105H168ZM188 104H189V106H188ZM192 104H194V106L192 107ZM201 104V105H200ZM203 104L205 105L204 107H203ZM210 104V105H209ZM223 104H224V106H223ZM35 105H38L37 107L35 106ZM41 105V106H40ZM59 105V106H58ZM62 105H63V107H62ZM71 105V106H70ZM94 105V106H93ZM123 105H124V107H123ZM132 105V106H131ZM160 105V106H159ZM172 105L174 106V107H172ZM201 106V112L200 113H194V112H196L195 110H194V108L196 107V106ZM208 105V106H207ZM213 105H216V106H213ZM225 105H227L226 106V108H222V107H225ZM19 106V107H18ZM40 106V107H39ZM61 106V107H60ZM64 106H66L67 108V110H65V111H67V113L64 111V113H62L61 112V110H62V108H63V110H64ZM68 106H69V108H68ZM81 106V107H80ZM84 106V108H82ZM93 108V109H95V106H97V108H98V110L99 111H101V112H99L98 111V113H99V116H98V113L97 114H95L94 116H91V117H86V114H84L85 112V110L87 109H92L91 107ZM120 107V106H122V108L120 107V109L119 108H116V107ZM159 106V107H158ZM175 106H178L177 107V110H176V107ZM184 106V107H183ZM186 106V107H185ZM217 106H218V108H217ZM38 108V109H36V108ZM58 107L61 109H58ZM71 107V108H70ZM72 107L74 108V110H77V113L78 114H76V116H74V115H69L68 114V111L70 110V109H72ZM85 107H86V109H85ZM90 107V108H89ZM99 107H101V108H99ZM110 107V108H109ZM155 107H157V108H155ZM168 107V108H167ZM172 107V108H171ZM180 107V109H178ZM203 107V108H202ZM212 107V108H211ZM220 107H221V109H220ZM228 107V108H227ZM19 108V109H18ZM31 108V109H30ZM35 110H34V109ZM40 108H41V110H42V112H40L41 110H40ZM43 108V109H42ZM82 108V109H81ZM106 108H109V109H106ZM164 108H166V109H164ZM171 110H170V109ZM173 108H174V110H176V111H174L173 110ZM183 108H188V109H186V111H185V109H183ZM193 108V110H191ZM209 108V109H208ZM217 108V109H216ZM17 109V110H16ZM21 109V110H20ZM25 109V110H24ZM29 109L30 110V112L31 113H26V111ZM34 111H33V110ZM49 110V112L51 111L52 112V114L53 115H51V114H48L49 112H48V110ZM57 109H58V111H57ZM104 111H103V110ZM124 111H123V110ZM162 109V110H161ZM204 109V110H203ZM9 110V111H8ZM38 110H40V111H38ZM62 110V111H63ZM84 110V111H83ZM108 110H109V113H108ZM114 110V111H113ZM116 110V111H115ZM167 110V111H166ZM170 110V111H169ZM23 113H22V112ZM33 111V112H32ZM44 111V112H43ZM57 111V112H56ZM80 113H79V112ZM118 111V112H117ZM160 111H162V112H160ZM172 111H173V113H172ZM181 111V112H180ZM185 111V112H184ZM192 111H194V112H192ZM216 111H218V112H216ZM28 112V111H27ZM36 112H37V115H38V113H41V114H39L38 115V117L39 118H37V115H34V113L36 114ZM50 112V113H51ZM53 112H55V113H53ZM83 112V113H82ZM105 112V114H103V113ZM113 112V113H112ZM115 112V113H114ZM117 112V113H116ZM164 112H166V113H164ZM170 112V113H169ZM179 112V113H178ZM33 113V114H32ZM57 113V114H56ZM60 113H61V115H62V120L64 119V117H65V121H63V124H64V127H63V124H62V126L61 125H59L55 130L57 131L56 132V134L52 137V139H51V141H53L52 143H51V141H50V139L49 140H47V141H43V142H41V143H43V144H39V146L38 145H36L35 146V144L33 143L34 141H32V140H30V139H32V134H30L31 133V131H33V129L36 127V125L40 128V131H42V129L43 128H41L40 127V125L41 126H44L45 124H43V123H45L46 121L48 122L47 123V126H48V124H49V121L51 120V118L53 117H59V119H61V115H60ZM101 113L103 114V115H101ZM119 113V114H118ZM177 113V114H176ZM194 113V114H193ZM4 114H5V119H3L4 118ZM25 114V115H24ZM26 114H28V115H30V114H32L33 116H31L30 115V117H28ZM59 114V115H58ZM114 114V115H113ZM165 114H168V115H165ZM176 114V115H175ZM184 114V115H183ZM197 114H199V116L197 115ZM202 116H201V115ZM51 116V117H49L48 118V116ZM58 115V116H57ZM68 115V116H67ZM78 115H80V117H82V119H80V117L78 116ZM81 115H83V116H81ZM108 115V116H107ZM164 115V116H163ZM197 117H196V116ZM217 115H220V116H217ZM6 116H7V118H6ZM36 116V117H35ZM64 116V117H63ZM84 116H85V118H84ZM95 116H97V117H95ZM104 116V117H103ZM113 116H115L114 118H113ZM171 116H172V118H171ZM184 116V117H183ZM28 117V118H27ZM34 119H32V118ZM35 117V118H34ZM72 117V118H71ZM77 117L80 119V120H78L77 119ZM103 118V121L101 120L102 118ZM108 117V118H107ZM178 117H180L179 119H178ZM190 117H191V119H190ZM196 117V118H195ZM200 117V119H198ZM43 118V119H42ZM47 118V119H46ZM52 118V119H53ZM69 118V119H68ZM75 118H76V120H75ZM89 118V119H88ZM97 118V119H96ZM105 118V119H104ZM116 118V119H115ZM169 118V119H168ZM186 122H184L182 119ZM29 119V120H28ZM35 119H38V121H36ZM49 119V120H48ZM71 119V120H70ZM86 119H88V120H90V119H92V121L91 122H89L88 120H86ZM111 119V120H110ZM175 119H176V121L177 122H175ZM195 119V120H194ZM198 119V120H197ZM204 121H203V120ZM208 119V120H207ZM215 119V120H214ZM80 121V122H78V121ZM84 120H86L87 121V124H86V121L84 122ZM96 122V124L94 125L92 122H94V121ZM99 120V121H98ZM101 120V121H100ZM105 120V121H104ZM121 120V121H120ZM190 120V121H189ZM201 120H202V122H201ZM3 121V122H2ZM28 121H29V123H28ZM36 121V122H35ZM68 121H69V123H68ZM73 121V122H72ZM76 121H77V123H76ZM108 122V124H106L107 122ZM158 121H159V123H158ZM170 121V122H169ZM171 121H173V122H171ZM189 121V123H187ZM194 121V122H193ZM196 121V122H195ZM200 123H199V122ZM33 124H32V123ZM64 122H66V123H64ZM74 122H75V124H74ZM81 122H83V124L81 125ZM94 122V123H95ZM100 122V123H99ZM167 122V123H166ZM35 123V124H34ZM71 123V124H70ZM80 123V124H79ZM90 125H89V124ZM104 123V124H103ZM170 123V124H169ZM172 123V124H171ZM190 123H191V125H192V123H194L195 125H200V126H195L194 124V126L192 125H190ZM66 124V125H65ZM78 124V125H77ZM91 124H93V127H91ZM145 124V125H144ZM166 126H165V125ZM218 124V125H217ZM74 125H75V127H74ZM85 125H86V128H85ZM100 125V126H99ZM170 126V128H169V126ZM190 127H189V126ZM46 126V125H45ZM78 126V127H77ZM80 126V127H79ZM84 126V127H83ZM104 126V127H103ZM178 126V127H177ZM3 129H2V128ZM38 127H36V128H38ZM61 127V128H60ZM66 127V128H65ZM97 127L99 128V129H97ZM196 129H194V128ZM33 128V129H32ZM59 128V129H58ZM63 128H65L64 130H63ZM74 128V129H73ZM79 128H81V130L83 129V130H86V131H88L87 129H89V131L88 132H92V133H94V132H98L99 134H100V132H101V134H102V131H103V134L101 135V138L98 136V133L96 134V133H94V136H96V137H98V139L96 138V137H94V136H91V132L90 133H87V132H85L86 134H89L90 136H86V134L84 133V137L82 136L83 134H80L81 135V137L79 136V137H77L78 138V143H76L78 146H76V144L74 145V147H72V148H70L69 150L71 151V149H72V151H71V153L68 151V147L69 146H71L72 145V143H71V145H70V143H68V142H72V139H70L71 138V136H72V134L75 132V131H77V132H81V131H78L77 129ZM96 128V129H95ZM105 128V129H104ZM107 128V129H106ZM166 128V129H165ZM168 128V129H167ZM188 128V129H187ZM191 128V129H190ZM192 128L194 129V130H192ZM76 129V130H75ZM94 129V130H93ZM190 129V130H189ZM30 130V131H29ZM59 130H61V132L59 131ZM96 130V131H95ZM107 130V131H106ZM188 130V131H187ZM199 130V131H198ZM72 131V132H71ZM100 131V132H99ZM104 131H106L105 133H104ZM190 131H191V133H190ZM194 131V132H193ZM195 131H198V133L196 132L195 133ZM71 133V134H70ZM195 135H194V134ZM96 134V135H95ZM197 134H198V136H199V138H200V140L198 139V137H197ZM31 135V136H30ZM58 135V137H57V139H56V136ZM93 135V134H92ZM68 136H69V138H68ZM194 136H196V137H194ZM87 137H89V139H86ZM91 137V138H90ZM92 137H94V139L96 138L97 140H99V141H96V140H90V139H92ZM203 137V138H202ZM70 140V141H67V142H65L64 143V141L65 140H68V139ZM193 139V140H192ZM195 139H196V141H195ZM198 139V140H197ZM202 139H205V140H203L202 141ZM219 139V137H215L214 138V140L216 141V140H218ZM61 140V141H60ZM82 140H84V141H82ZM86 140V141H85ZM30 141H32V142H30ZM82 142V144H81V142ZM192 141V142H191ZM220 139L217 141L218 143H220ZM57 142V143H56ZM64 143V145H66V146H64L63 145V143ZM86 142H89V143H86ZM91 142H93V143H91ZM34 144L33 146H32V144ZM52 144V146H51V144ZM60 143H62V144H60ZM68 143V144H67ZM83 143H84V145H83ZM95 143V144H94ZM99 143V144H98ZM140 143V144H139ZM30 144V145H29ZM55 144V145H54ZM56 144H57V147H56ZM81 144V145H80ZM88 144H94V145H91V146H94V147H92L91 148V146L90 145H88ZM199 144V145H198ZM12 145V146H11ZM69 145V146H68ZM98 145V146H97ZM198 145V146H197ZM33 147V149L31 148V147ZM38 146V147H37ZM64 147V148H62V147ZM78 148L79 147V149H77L76 147ZM80 146H82V147H80ZM83 146L85 147V146H87V149L88 148H91L90 150L88 149V150H86L85 148H83ZM30 147V148H29ZM58 147L60 148H62V152L60 151V149H58ZM65 147H66V149H65ZM198 147H200V148H198ZM203 147V148H202ZM76 148V149H75ZM81 148V149H80ZM82 149H84V150H86V152L84 151V150H82ZM181 149L183 150L182 152H184L185 151V153L187 154H185V153H183V155H182V152H181ZM194 149H196V150H194ZM201 149V150H200ZM31 150V151H30ZM59 150V151H58ZM66 150H67V152H66ZM78 150V151H77ZM80 150V151H79ZM168 150V151H167ZM190 150V151H189ZM193 150V151H192ZM206 150V151H205ZM54 151H56V152H54ZM66 152V154H65V152ZM74 151V152H73ZM77 151V152H76ZM81 151H84L85 153H83V152H81ZM94 153H93V152ZM166 151V152H165ZM202 151V152H201ZM58 152V153H57ZM64 152V153H63ZM77 153V155H76V153ZM81 152V157L79 156V153ZM189 154H188V153ZM192 152V153H191ZM47 153V154H46ZM60 153V154H59ZM64 155H63V154ZM70 153V154H69ZM73 153H75V154H73ZM163 153V154H162ZM172 153V154H171ZM196 154L197 156L196 157H194L195 155H193V156H191V154ZM51 154V155H50ZM56 154H58V156L56 155ZM83 154H85V156H83ZM166 154H169V156L168 155H166ZM198 154H200V155H198ZM207 156H206V155ZM209 154V155H208ZM45 155V156H44ZM53 155H55V156H53ZM59 155H61V157L59 156ZM72 155V156H71ZM75 155V156H74ZM88 157H87V156ZM91 155V156H90ZM178 155V156H177ZM202 155H204V156H202ZM241 155H242V153H241ZM7 156V157H6ZM81 158H79V157ZM167 156V157H166ZM184 156V157H183ZM246 156H247V158H246ZM5 157V158H4ZM57 157H59V159H57ZM84 157H87V158H85V159H83ZM192 157H194L195 159H193ZM203 157V158H202ZM241 156H239L238 157V159H237V163H238V165H240L241 164V159H243L242 161V164H244V167L246 168V170L247 169H249L250 167H253V165H254V161H255V158L253 159L250 155H248V154H244L243 153V155H242V157H241V159L239 160V158H240ZM249 157V158H248ZM250 157L254 160H252V162H250L251 161V159H250ZM4 158V160H2ZM74 158V159H73ZM95 158V159H94ZM160 158L162 159V160H160ZM159 159V162L157 161ZM182 159V160H181ZM186 159H187V161H186ZM192 159V160H191ZM18 160V161H17ZM79 160V161H78ZM144 160V161H143ZM163 160H165V161H163ZM181 160V161H180ZM85 161V162H84ZM156 161H157V163H158V165H157V163H156ZM180 161V162H179ZM186 161V162H185ZM245 161V162H244ZM248 161V162H247ZM3 162V163H2ZM76 162H78L77 164H76ZM150 162V163H149ZM152 162V163H151ZM154 162L156 163V164H154ZM166 162V163H167ZM175 162V163H174ZM189 162V163H188ZM36 163H37V165H36ZM142 163V164H141ZM179 163V164H178ZM183 163V164H184ZM246 163H248V164H246ZM96 164V165H95ZM75 165V166H74ZM89 165V166H88ZM148 165H150V166H148ZM152 165V166H151ZM153 165H155V167L153 166ZM175 166V167H176ZM247 166V167H246ZM90 168V169H89ZM92 169V170H91ZM158 169V170H157ZM250 169H252V168H250ZM73 170V171H72ZM154 170V171H153ZM34 171V172H33ZM83 171V172H82ZM86 171V172H85ZM90 171V172H89ZM132 173H131V172ZM159 173H158V172ZM16 172V173H15ZM86 173V175H84L85 173ZM107 172H108V177H107ZM136 174H135V173ZM7 173H8V175H7ZM10 173V174H9ZM34 174V175H32V174ZM70 173V174H69ZM84 173V174H83ZM105 173V174H104ZM111 173H113L111 176H110V174ZM157 173H158V175H157ZM89 174V175H88ZM134 175L133 176V178H132V175ZM138 174V175H137ZM145 174V175H144ZM147 174V175H146ZM150 174V175H149ZM155 174L157 175V178H156V176H155ZM5 175V176H4ZM37 177H36V176ZM44 175V178L45 177H47L46 176V174L44 173L43 174ZM7 176H9V177H7ZM31 178H30V177ZM58 176H59V174H58ZM72 176V177H71ZM74 176V177H73ZM137 176V181L136 182H134V178ZM6 177V178H5ZM87 177V178H86ZM104 177H106V178H104ZM110 177V178H109ZM113 177H115V178H113ZM128 177V178H127ZM145 178V180H144V178ZM159 177V178H158ZM28 178H30V179H28ZM112 178V179H111ZM117 178H121V180L123 181L122 182V184H121V180H120V182H119V180L117 179ZM154 178V179H153ZM33 179V180H32ZM110 179V182L108 181ZM115 179V180H114ZM123 179H125V181L123 180ZM133 180L132 182H131V180ZM140 179H142L143 181H145L146 182V184L148 183V191H146V194H145V192H144V190H142L141 189V191H139V188H146V184H145V182L143 183V181L142 180H140ZM149 179V180H148ZM158 179V180H157ZM161 181H160V180ZM9 180V181H8ZM12 180V181H11ZM28 180V181H27ZM31 180V181H30ZM118 180V181H117ZM126 180L128 181L129 180V183L128 182H126ZM155 181V180H157V181H155L154 183L153 182H151V181ZM163 180V181H162ZM24 181V182H23ZM140 181V183L142 184V187H141V184H139L140 185V187H139V185H138V182ZM142 181V182H141ZM148 181V182H147ZM159 181V185L156 183V182H158ZM13 182H14V184L15 183H17V184H13ZM19 182H20V184H19ZM27 182L29 183V184H31V185H29V184H27ZM30 182H32V183H30ZM75 182H77V183H75ZM97 182V183H96ZM113 182V183H112ZM126 182V183H125ZM1 183V182H0ZM110 183V184H109ZM118 183V184H117ZM130 183H132V184H130ZM137 184V186H135V184ZM151 183V184H150ZM152 183L153 184H156V185H152ZM164 183V184H163ZM77 184V185H76ZM123 184H124V187H123ZM144 184V185H143ZM1 185V184H0ZM10 185V186H9ZM82 185V186H81ZM96 185H98V186H96ZM109 185H111L112 186V189L111 188H108V187H111V186H109ZM116 185V186H115ZM122 185V186H121ZM151 185V186H150ZM14 186V187H13ZM32 188H30V187ZM114 186V187H113ZM152 186H155V187H153V189H151L150 190V188L149 187H151L152 188ZM158 186V187H157ZM160 186V187H159ZM10 187H11V189H10ZM13 187V188H12ZM28 187L30 188L29 190H28ZM85 187V188H84ZM162 187V188H161ZM78 188H80V190L78 189ZM94 188H96L98 191H95V189ZM101 188H102V190H101ZM114 188V189H113ZM124 188V189H123ZM130 188V189H129ZM14 189V190H13ZM25 189V191H27V192H24L23 190ZM106 189H109V190H106ZM123 189V190H122ZM146 189V190H147ZM155 189H158L159 191H161V190H163V191H161V192H159V193H161V194H159V193H157V191L158 190H155ZM3 190V189H2ZM9 190H10V192H9ZM81 190H83V191H81ZM85 190V191H84ZM88 190V191H87ZM92 190V191H91ZM112 190V191H111ZM114 190V191H113ZM125 190H127V191H125ZM1 191V190H0ZM17 193H16V192ZM30 191V192H29ZM34 191H37L38 192V190L36 189V190H34ZM79 191V192H78ZM154 191H156L155 192V194L156 195H154ZM3 192V191H2ZM1 192V193H2ZM84 192V193H83ZM99 192V193H98ZM128 194H127V193ZM149 192V193H148ZM0 193V195L2 196L3 195V193L1 194ZM15 193H16V195H15ZM94 193V194H93ZM103 193H105V194H103ZM131 193V194H130ZM140 193H142L141 194V197H139L140 196ZM145 195H144V194ZM147 193H148V195H147ZM150 193H152V194H150ZM30 194V195H29ZM79 194V195H78ZM97 194V195H96ZM150 194V195H149ZM24 195H25V197H24ZM93 195V196H92ZM99 195V196H98ZM123 195V196H124ZM135 195H136V198H135ZM138 195V196H137ZM0 196V197H1ZM9 196V197H8ZM16 196V197H15ZM58 196H60V197H58ZM84 196V197H83ZM86 196V197H85ZM109 196V197H108ZM129 196V197H128ZM156 196V197H155ZM158 196V197H157ZM6 197V196H5ZM30 197V198H29ZM127 197V198H126ZM130 197H132L131 199H130ZM144 197V198H143ZM147 197H150V198H147ZM153 197H154V199H153ZM52 199V200H50V199ZM61 198V199H60ZM104 198H105V200H107V201H105L104 200ZM138 198H140L139 200H136V199H138ZM155 198H158V200L156 199V201L157 202H155ZM160 198H161V200H160ZM166 198V199H165ZM205 198H206V196L203 198L204 200H205ZM209 198V196L206 198V200ZM22 199V200H23ZM77 199V200H76ZM96 199V200H95ZM128 199V200H127ZM142 199V200H141ZM149 199V200H148ZM150 199H151V201H150ZM171 199V200H170ZM3 200H5V198L2 196L1 197V201H3ZM12 200V201H11ZM16 200V201H15ZM64 200H66V199H64ZM129 200H131V202H132V200H134V203L132 202H130ZM168 200V201H167ZM14 201V202H13ZM33 201V202H32ZM67 201V200H66ZM66 201L64 202H62L61 204L62 205H65L66 204ZM107 202V203H105V202ZM138 201V202H137ZM158 201H160V203L158 202ZM166 201V202H165ZM172 201V202H171ZM25 202H27L26 204H25ZM36 202H37V204H36ZM39 202V203H38ZM102 204H101V203ZM137 202V203H136ZM151 202V203H150ZM169 202H171V203H169ZM14 203V204H13ZM84 203V204H83ZM139 203H140V205H139ZM162 203V204H161ZM164 203V204H163ZM176 203V205L174 206V204ZM33 204H36V206L34 205V207H33ZM48 204V205H47ZM108 204V205H107ZM129 205V207H131L130 208V211H129V209H128V205ZM148 204H150L149 206H148ZM154 204H156V207H154L155 205ZM160 204V205H159ZM169 204V205H168ZM173 206H172V205ZM7 205V204H6ZM24 205V206H23ZM27 205V206H26ZM28 205H30L29 207H28ZM39 205H40V207H39ZM47 205V206H46ZM89 205V206H88ZM99 205V206H98ZM132 205H133V208H132ZM134 205H135V208H134ZM137 205H139V206H142V207H139L138 208V206ZM146 205H147V208H146ZM162 205V206H161ZM5 206V207H4ZM7 206H9V205H7ZM14 207V209H13V207ZM46 206V207H45ZM87 206V207H86ZM96 206V207H95ZM113 206V207H112ZM115 206V207H114ZM179 206H180V209H178L179 208ZM24 207H25V210H24ZM28 209H27V208ZM144 207V208H143ZM177 209H176V208ZM34 208V209H33ZM39 208L41 209L42 208V210H39ZM99 208V209H98ZM148 208H150V209H148ZM153 208V209H152ZM2 209L4 210V211H2ZM12 209H13V212H12ZM90 209H91V212H90ZM102 209V210H101ZM108 209V210H107ZM147 210V211H145V210ZM28 210V212H26ZM34 210V211H33ZM94 210V211H93ZM107 210V211H106ZM132 210V211H131ZM136 210H137V212H136ZM96 211H97V213H96ZM140 211V212H139ZM4 212V213H3ZM44 212V213H43ZM110 212V213H111ZM141 212H143V213H141ZM149 212V213H148ZM2 213V214H1ZM13 213V214H14ZM90 213V214H89ZM91 213H92V215H91ZM98 213H99V215H98ZM135 215H133V214ZM136 213V214H135ZM142 214L143 215V219H141L142 218V216H139L138 218L136 217V216H138V215H140V214ZM144 213H146V214H144ZM5 214V215H4ZM94 214H97L96 215V217L94 216ZM178 214H180V215H178ZM102 217H101V216ZM133 217L132 219H131V216ZM147 215H148V217H147ZM98 216L99 217H101V220H100V218H98ZM145 216V217H144ZM8 217V218H7ZM90 217H92L91 218V221H90ZM94 217V218H93ZM141 217V218H140ZM5 218H7V219H5ZM18 218V219H17ZM22 218H24V219H22ZM130 218V219H129ZM94 219V222L92 221ZM189 219V220H188ZM4 220V223L2 222ZM9 220V221H8ZM17 220H18V223H17ZM7 221V222H6ZM188 221V223H186ZM144 222V221H143ZM142 222V223H143ZM145 222V223H146ZM190 222V223H189ZM5 223H7V224H5ZM14 224V225H15ZM144 224V223H143ZM175 224V225H176ZM179 224V225H178ZM185 224V225H184ZM9 225V226H8ZM104 225V224H103ZM182 225L184 226L183 228H182ZM187 225H189V229H188V226ZM187 228H186V227ZM192 226V227H191ZM11 227H13V228H11ZM101 227V226H100ZM2 228V229H1ZM11 228V229H10ZM94 228V227H93ZM182 228V229H181ZM186 228V229H185ZM4 229V230H3ZM12 230V231H10V230ZM179 229V230H178ZM181 229V230H180ZM185 229V230H184ZM188 229V230H187ZM187 230V231H186ZM189 230L191 231L190 233H189ZM180 232V233H179ZM179 235H178V234ZM12 234V235H11ZM9 235V236H8ZM11 235V236H10ZM178 235V236H177ZM191 235L193 236V233H191ZM191 235H189L187 238H192V236ZM7 236H8V238H7ZM13 236V237H12ZM178 238H177V237ZM5 237H6V239H5ZM16 240H15V239ZM4 240V241H3ZM15 240V241H14ZM7 241H8V243H7ZM176 241V244L174 243V242ZM14 243V244H13ZM172 243H173V245H172ZM179 243H180V245H179ZM7 244H8V246H7ZM179 246H178V245ZM4 246V247H3ZM163 246V245H162ZM161 245H160V247H162ZM11 247V248H10ZM145 248H143V256H144V258H148V257H150L151 256V252H148V251H150L149 249L148 250H146L147 248H148V246L147 245H145L144 246ZM173 248L174 250H176V248ZM8 249L7 251H6V249ZM102 248H104V249H102ZM182 248V247H181ZM5 249V250H4ZM23 249V250H22ZM144 249H145V251H144ZM162 249H163V247H162ZM3 250V251H2ZM28 250V252H26ZM106 250V251H105ZM24 251V252H23ZM98 251L100 252H98L97 253V255H98V257H96V255H93V256H91L90 257V260H89V264H117L116 262H118V264L120 263V264H125V262H127V260L125 259V258H119V257H117L116 255H114L113 254V252H111V251H108L105 247H104V245H103V243H101V244H99V246H98ZM3 252H4V254H6L5 256H3ZM10 252V253H9ZM22 252V253H21ZM106 252H108V253H106ZM110 252V253H109ZM148 252V253H147ZM20 253H21V255H20ZM145 253H146V255H145ZM100 254V255H99ZM107 256H106V255ZM149 254V255H148ZM10 255V256H9ZM108 255H109V257H108ZM148 255V256H147ZM106 256V257H105ZM5 257V258H4ZM95 257V258H94ZM114 257V258H113ZM102 258V259H101ZM6 259H8V260H6ZM13 261H12V260ZM18 259V260H17ZM97 259V260H96ZM116 260V262H114L115 260ZM121 259V260H120ZM111 260H112V262H111ZM118 260V261H117ZM126 260V261H125ZM8 261V262H7ZM7 262V263H6ZM21 262V261H20ZM105 262V263H104ZM108 262V263H107ZM168 263V262H167ZM166 263V261H165V264H167ZM27 264V263H26ZM179 264V263H178Z\"/></svg>","mask_w":264,"mask_h":264}]
</instances>
